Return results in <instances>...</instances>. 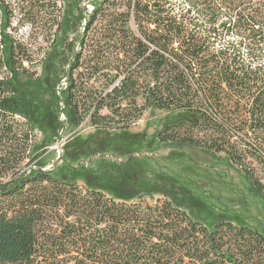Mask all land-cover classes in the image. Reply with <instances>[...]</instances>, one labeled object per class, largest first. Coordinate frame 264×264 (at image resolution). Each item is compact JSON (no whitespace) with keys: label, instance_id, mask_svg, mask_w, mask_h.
<instances>
[{"label":"trees","instance_id":"trees-1","mask_svg":"<svg viewBox=\"0 0 264 264\" xmlns=\"http://www.w3.org/2000/svg\"><path fill=\"white\" fill-rule=\"evenodd\" d=\"M90 6L0 0V264H264L260 228L208 226L173 186L128 200L58 175L34 133L38 110L102 136L167 112L161 143L219 155L264 207V0ZM98 170L135 183L128 162Z\"/></svg>","mask_w":264,"mask_h":264},{"label":"rangeland","instance_id":"rangeland-1","mask_svg":"<svg viewBox=\"0 0 264 264\" xmlns=\"http://www.w3.org/2000/svg\"><path fill=\"white\" fill-rule=\"evenodd\" d=\"M90 1L82 0V5L90 9ZM173 118L167 112L146 110L129 129L102 136L87 122L62 128L53 116L38 110L35 143L41 154L51 150L46 167H52L54 173L97 187L114 198L130 200L144 195L153 201L173 186L188 195L185 207L208 226L216 220H231L264 231L263 203L234 167L219 155L195 148L173 149L158 140L157 132ZM68 144L80 147L74 159L64 157ZM110 161L131 165L136 172L133 186L102 176L98 166Z\"/></svg>","mask_w":264,"mask_h":264}]
</instances>
